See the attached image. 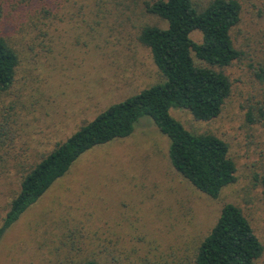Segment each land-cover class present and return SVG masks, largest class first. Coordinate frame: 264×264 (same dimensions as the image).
I'll use <instances>...</instances> for the list:
<instances>
[{
	"label": "rangeland",
	"instance_id": "1",
	"mask_svg": "<svg viewBox=\"0 0 264 264\" xmlns=\"http://www.w3.org/2000/svg\"><path fill=\"white\" fill-rule=\"evenodd\" d=\"M152 1L48 0L50 15L41 25L27 9L9 12L5 34L20 65L15 85L0 93V123L15 135L11 144L0 142V224L21 171L112 100L161 79L137 41L143 26L166 27L147 10ZM240 1L234 28L240 58L221 69L232 84L219 115L196 120L186 109H171L188 130L228 144L235 180L217 199L196 189L172 169L167 140L154 122L141 117L131 135L82 154L1 235L0 264H190L224 201L238 204L251 222L263 244L255 264H264V187L258 180L264 170V84L255 77L264 65V0ZM190 36L201 40L198 30Z\"/></svg>",
	"mask_w": 264,
	"mask_h": 264
},
{
	"label": "trees",
	"instance_id": "2",
	"mask_svg": "<svg viewBox=\"0 0 264 264\" xmlns=\"http://www.w3.org/2000/svg\"><path fill=\"white\" fill-rule=\"evenodd\" d=\"M27 1L26 6H21ZM0 0V93L10 90L16 81L20 59L15 44L5 34L6 21L13 7L26 10L39 24L50 15L48 0ZM147 10L166 21V27L143 26L137 35L146 47L161 79L109 106L81 124L64 140L18 174L17 190L10 198L1 219L0 237L35 205L62 178L72 164L90 149L131 135L141 117H149L159 134L167 140V157L172 169L196 189L217 199L235 180L236 167L229 156L228 144L212 133L188 130L171 114L172 108L189 111L196 120L219 115L231 92L228 74L221 70L240 58L235 45L234 28L243 10L240 0H153ZM42 20V21H41ZM201 33L200 42L191 33ZM199 60L196 64L193 55ZM217 67L218 69H215ZM264 84V65L255 70ZM248 118L253 121L249 115ZM14 133L0 123V142L10 143ZM264 187V170L258 175ZM263 251L251 222L242 208L224 201L212 220L210 231L202 238L190 264H255ZM77 264H102L94 259Z\"/></svg>",
	"mask_w": 264,
	"mask_h": 264
}]
</instances>
